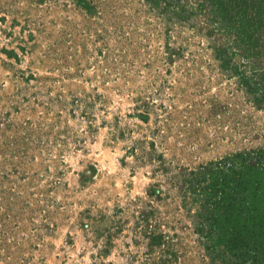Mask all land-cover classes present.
Returning <instances> with one entry per match:
<instances>
[{"label": "rangeland", "instance_id": "rangeland-1", "mask_svg": "<svg viewBox=\"0 0 264 264\" xmlns=\"http://www.w3.org/2000/svg\"><path fill=\"white\" fill-rule=\"evenodd\" d=\"M162 4L0 0V264H264L258 226L198 229L232 194L264 212V170L237 194L225 165L264 148V81Z\"/></svg>", "mask_w": 264, "mask_h": 264}, {"label": "trees", "instance_id": "trees-1", "mask_svg": "<svg viewBox=\"0 0 264 264\" xmlns=\"http://www.w3.org/2000/svg\"><path fill=\"white\" fill-rule=\"evenodd\" d=\"M161 2H163L162 9L166 12L176 11L189 14L193 18L195 17L196 20L200 19L203 22L202 25L207 28L208 34L214 35L219 40L223 50L229 49L234 58L243 59L247 57L248 62L243 61V66L252 69L255 76L258 75V79L264 81V0H161ZM140 115L144 120L148 119L146 114ZM225 165H228L227 171H233L237 176L234 179L236 182L234 188L238 194L239 190L247 188V174L250 173L248 170H254L256 173L258 172L257 169L264 170V148L245 155L240 161L234 158L225 160ZM165 169L168 168L165 167ZM224 169L222 168V170ZM215 171L214 168L210 169L212 176ZM207 179L206 176H201L199 178L200 186H207L204 184ZM212 179L215 181V183L213 182L215 192L222 190L223 193L225 189H222L224 185L222 180H216V176H213ZM253 183L258 189H262L264 185V181L259 178ZM148 193L155 195V197H161L163 194L162 190L155 185ZM236 197L234 194L226 197L225 201L222 204L220 203L218 209L220 213L219 211L210 212L205 210L206 213L202 214L198 222V229L204 236L210 237L213 230L218 226L229 223V227L233 228L240 221L243 222L239 226L238 232L233 229V232H229V235H231L229 238L235 239L240 234L241 242L246 241L247 235L255 232L250 233L251 226L253 228L258 226L261 231H264V212L257 208H250L247 204V195L242 196L244 201L241 199L237 202ZM153 213V209L142 211V216L147 225L146 234L151 238L149 244L152 248L168 243L165 235L163 233L158 234L155 225L151 224L150 219ZM251 221L255 222L254 225ZM260 223L262 224L260 225ZM208 224L211 226H208ZM170 245L164 250L165 252L171 253L173 251ZM170 260L172 258H164L161 260V264H165ZM222 261L224 264H230L224 262V258H222ZM252 261L258 262V252L253 255Z\"/></svg>", "mask_w": 264, "mask_h": 264}]
</instances>
